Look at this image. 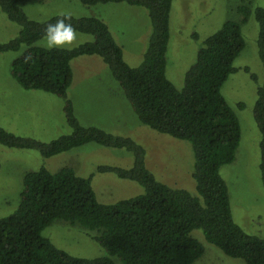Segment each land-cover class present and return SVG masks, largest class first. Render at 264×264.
Wrapping results in <instances>:
<instances>
[{
  "label": "trees",
  "instance_id": "16d2710c",
  "mask_svg": "<svg viewBox=\"0 0 264 264\" xmlns=\"http://www.w3.org/2000/svg\"><path fill=\"white\" fill-rule=\"evenodd\" d=\"M23 1L0 0L2 11L21 26L14 38L0 41V54L22 50L11 64L13 77L26 89L66 98L64 111L72 132L44 142L0 126V143L36 149L44 157L89 142L126 148L134 153L132 168L109 170L137 181L144 191L103 203L92 177L78 175L73 167L51 171L43 166L27 172L17 208L0 217V264H116L115 259L120 264H194L205 252L204 244L193 235L195 230L231 257L264 264V239L235 222L229 187L221 174L222 166L235 160L242 138L240 120L222 87L236 70L234 61L246 45L242 25L251 16L259 23L258 51L264 66V6L241 4L240 20L225 21L205 38L179 89L167 77L173 0H79L87 6L123 2L147 10L152 31L143 60L135 67L125 61L123 48L103 17L57 14L38 21L29 18ZM63 16L71 17L66 23L90 34L92 40L70 51L36 45L45 37L46 25ZM81 55H98L105 61L142 123L192 144L196 193L158 180L146 165L145 148L133 138L79 123L67 93L73 80L72 60ZM254 116L262 134L264 184V82L257 91ZM57 219L92 232L105 254L79 257L56 246L43 231Z\"/></svg>",
  "mask_w": 264,
  "mask_h": 264
},
{
  "label": "rangeland",
  "instance_id": "374dc122",
  "mask_svg": "<svg viewBox=\"0 0 264 264\" xmlns=\"http://www.w3.org/2000/svg\"><path fill=\"white\" fill-rule=\"evenodd\" d=\"M243 3L252 8L264 6V0H173L167 77L177 88L183 87L185 73L195 61L205 38L225 21L240 20L238 8ZM21 6L29 18L38 21L57 14L103 17L123 48L125 61L135 67L143 60L152 24L147 10L141 6L123 2L87 6L79 0H24ZM242 26L246 45L234 61L236 70L222 87V93L240 120L242 138L235 160L223 165L221 174L229 187L235 222L249 234L264 239V184L260 169L262 134L254 116L257 91L264 82V66L258 51L259 23L251 16ZM20 30L21 26L0 8V41L14 38ZM196 33L198 37H195ZM77 34L78 45L92 40L90 34ZM44 43L45 38H42L36 45ZM21 51L0 54V126L44 142L71 133L72 126L64 111L66 98L43 90L26 89L13 77L11 64ZM72 69L73 80L67 99L71 100L79 123L133 138L145 148L146 165L158 180L196 193V181L192 177L195 162L192 144L142 123L100 56L76 57L72 60ZM134 161L132 151L97 142L51 157H44L36 149L0 143V217L10 215L17 208L25 174L43 166L51 171L70 166L78 175L92 177L98 200L103 203L136 196L144 191L140 183L109 170L110 167L130 169ZM43 234L75 256L95 258L105 254L92 232L64 220H54ZM193 235L205 246L204 254L194 264H248L208 242L200 230H195Z\"/></svg>",
  "mask_w": 264,
  "mask_h": 264
},
{
  "label": "clouds",
  "instance_id": "9594fccd",
  "mask_svg": "<svg viewBox=\"0 0 264 264\" xmlns=\"http://www.w3.org/2000/svg\"><path fill=\"white\" fill-rule=\"evenodd\" d=\"M71 17L63 16L57 19L54 24H47L44 30L45 32V43L42 45L47 49L51 50L53 48H67L71 50L73 46H78V34L77 30L73 27L71 23H66ZM31 59V57H26Z\"/></svg>",
  "mask_w": 264,
  "mask_h": 264
}]
</instances>
